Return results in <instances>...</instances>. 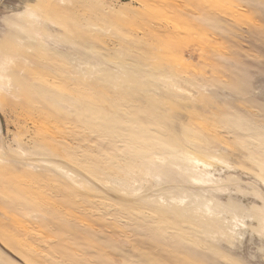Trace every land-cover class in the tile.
<instances>
[{"label":"rangeland","instance_id":"1","mask_svg":"<svg viewBox=\"0 0 264 264\" xmlns=\"http://www.w3.org/2000/svg\"><path fill=\"white\" fill-rule=\"evenodd\" d=\"M0 264H264V0H0Z\"/></svg>","mask_w":264,"mask_h":264}]
</instances>
